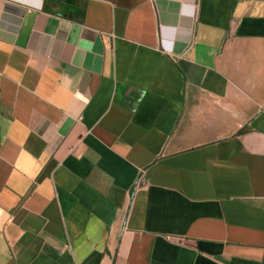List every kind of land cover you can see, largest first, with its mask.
<instances>
[{
  "label": "crops",
  "instance_id": "obj_1",
  "mask_svg": "<svg viewBox=\"0 0 264 264\" xmlns=\"http://www.w3.org/2000/svg\"><path fill=\"white\" fill-rule=\"evenodd\" d=\"M0 264H264V0H0Z\"/></svg>",
  "mask_w": 264,
  "mask_h": 264
},
{
  "label": "trees",
  "instance_id": "obj_2",
  "mask_svg": "<svg viewBox=\"0 0 264 264\" xmlns=\"http://www.w3.org/2000/svg\"><path fill=\"white\" fill-rule=\"evenodd\" d=\"M243 131V128H241L240 130H238V132H242Z\"/></svg>",
  "mask_w": 264,
  "mask_h": 264
}]
</instances>
